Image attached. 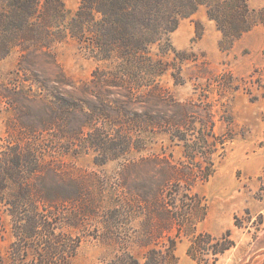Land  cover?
Returning <instances> with one entry per match:
<instances>
[{
	"label": "rangeland",
	"instance_id": "obj_1",
	"mask_svg": "<svg viewBox=\"0 0 264 264\" xmlns=\"http://www.w3.org/2000/svg\"><path fill=\"white\" fill-rule=\"evenodd\" d=\"M59 1L69 16L81 2ZM169 37L175 52L151 50L161 73L133 83L71 38L0 31V53L17 41L0 57V261L14 240L6 202L24 188L41 211L77 216L64 231L80 239L75 264L142 259L171 240L178 264H200L198 234L234 243L201 264H264V24L223 50L200 7ZM166 218L172 230L146 246Z\"/></svg>",
	"mask_w": 264,
	"mask_h": 264
},
{
	"label": "trees",
	"instance_id": "obj_2",
	"mask_svg": "<svg viewBox=\"0 0 264 264\" xmlns=\"http://www.w3.org/2000/svg\"><path fill=\"white\" fill-rule=\"evenodd\" d=\"M200 7H206L208 18L221 31L223 50L232 48L245 33L264 24V8L255 9L248 0H81L71 16L59 0H11L6 8H0V31L30 35L44 45L47 40L56 43L71 38L84 45L94 60L120 61L117 76L136 83L140 76L145 79L161 73L162 63L151 55L152 47L157 45L161 50L165 46L164 54L175 52L170 34L182 19L193 17ZM16 43L11 40L0 57L8 54ZM4 185L0 177V204L4 203ZM20 192L17 199L10 204L6 202L14 240L0 264H75L81 242L64 231L67 227L79 228L77 216L68 218L62 208L64 204L48 208V202H44L41 211L30 198L32 190L22 188ZM171 225L166 218L158 234L147 236L146 246L170 232ZM229 235L216 239L198 234L191 239L188 254L200 264L204 261L201 256L213 255L215 263L219 255L234 246ZM176 248L177 243L171 240L164 250L148 248L142 259L126 250L107 264H178Z\"/></svg>",
	"mask_w": 264,
	"mask_h": 264
}]
</instances>
